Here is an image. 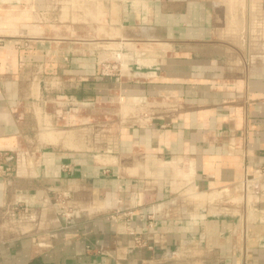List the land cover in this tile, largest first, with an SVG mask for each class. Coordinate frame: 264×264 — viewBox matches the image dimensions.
I'll list each match as a JSON object with an SVG mask.
<instances>
[{
    "label": "crops",
    "instance_id": "obj_1",
    "mask_svg": "<svg viewBox=\"0 0 264 264\" xmlns=\"http://www.w3.org/2000/svg\"><path fill=\"white\" fill-rule=\"evenodd\" d=\"M50 1L0 0V264H264V0L245 56L215 0H67L102 54L34 20Z\"/></svg>",
    "mask_w": 264,
    "mask_h": 264
},
{
    "label": "rangeland",
    "instance_id": "obj_2",
    "mask_svg": "<svg viewBox=\"0 0 264 264\" xmlns=\"http://www.w3.org/2000/svg\"><path fill=\"white\" fill-rule=\"evenodd\" d=\"M61 1L69 3L67 5L58 4ZM256 1L258 2V0ZM51 2L46 5L45 11L34 13V20L41 21L50 26L48 28L50 36L55 35L64 38L79 36L81 39L93 37L96 40L94 42L99 47L98 53L102 54L104 52V48L102 47L105 46V41L103 40L106 37H110L111 30L103 25L104 22L101 19L96 21L98 13L92 10L88 3L67 0H56L53 4ZM215 2L220 9L219 19L224 20L226 24L222 30L227 35L236 39L237 43L233 42L235 39L232 43L238 48L237 52L245 56L246 52L253 51L252 49L256 46L255 38L258 36V29L254 26V22L256 21L254 14L256 15V13H251L248 8L249 3L252 5L255 0H244L242 5L235 3V0H215ZM99 62L111 63V60L101 58ZM117 63L119 65V62ZM97 66L99 68L100 65ZM118 68L120 70V67ZM103 127L104 125L97 127L96 134L98 136L104 135V132H102ZM236 191L237 195L241 197L239 187L236 188Z\"/></svg>",
    "mask_w": 264,
    "mask_h": 264
},
{
    "label": "built area",
    "instance_id": "obj_3",
    "mask_svg": "<svg viewBox=\"0 0 264 264\" xmlns=\"http://www.w3.org/2000/svg\"><path fill=\"white\" fill-rule=\"evenodd\" d=\"M118 61H114L111 63L107 62H98L97 65H100L98 68V74L104 77H113L117 76L120 72L119 65H117ZM98 67V66H97ZM14 157L12 153L8 151H0V179L3 181H7L12 178L15 174V163ZM263 170L260 171L259 175H262ZM260 178V176L258 177ZM247 179L244 178L240 184L239 189L241 191L242 200L247 202H251L256 199L261 194L260 182L259 179ZM22 215L19 216L17 212V220L20 222H24L27 218V212L20 211Z\"/></svg>",
    "mask_w": 264,
    "mask_h": 264
}]
</instances>
